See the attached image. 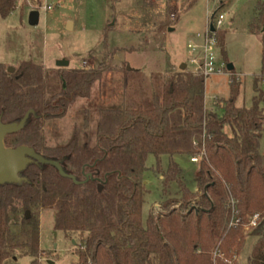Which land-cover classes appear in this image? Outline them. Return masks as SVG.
Masks as SVG:
<instances>
[{
	"label": "trees",
	"instance_id": "16d2710c",
	"mask_svg": "<svg viewBox=\"0 0 264 264\" xmlns=\"http://www.w3.org/2000/svg\"><path fill=\"white\" fill-rule=\"evenodd\" d=\"M16 1L0 0V17L15 11ZM248 27L261 39L264 53V0L255 1ZM214 32L228 65L226 30ZM110 68L105 59L99 69L62 72V91L47 100L41 65L23 60L10 73L0 64V119L23 121L5 145L28 146L79 181L89 176L76 184L53 165L32 160L23 170L29 184L0 183V264L15 260L17 250L19 257H32L30 264H42L40 221L33 208L53 209L54 229L67 238L78 236L74 264H238L249 236L257 239L248 264H264V65L254 77L248 107L237 105L241 81L234 69L229 98L215 103L222 102V113L205 105L206 78L185 69L172 74L146 103L127 99L120 108L102 109L95 145L74 138L46 146L45 120L64 115L75 98L88 97ZM181 153L201 157L197 191L187 186L173 159L162 168L163 155ZM149 154L162 177V208L144 223ZM173 183L180 197L171 196ZM18 210L23 215L16 234L10 221ZM257 213L258 223L247 228ZM235 219L239 222L231 224Z\"/></svg>",
	"mask_w": 264,
	"mask_h": 264
},
{
	"label": "rangeland",
	"instance_id": "374dc122",
	"mask_svg": "<svg viewBox=\"0 0 264 264\" xmlns=\"http://www.w3.org/2000/svg\"><path fill=\"white\" fill-rule=\"evenodd\" d=\"M46 0H17L16 9L8 17H0V64L19 67L23 60H32L44 70L46 99L62 91V72L68 70L99 69L106 59L110 70L103 73L88 97H77L64 115L45 120L44 136L48 147L68 144L74 138L82 145H95L100 113L105 108H120L125 101L148 102L175 72L183 71L180 64H188L191 52L188 44L205 33L214 13L225 17L221 27L226 30L225 47L228 63L234 65L241 81L237 105L250 106L255 95L254 77L262 73L263 45L259 36L249 30L248 24L256 0H61L51 9L40 10L37 26L28 23L31 10H39ZM38 4V5H37ZM72 27L68 29V22ZM163 26V27H161ZM170 27L175 30L169 31ZM67 58L69 67L57 66ZM216 62L226 61L218 48ZM188 65L186 70L191 71ZM135 69V73L125 70ZM185 70V69H184ZM230 71L217 72L206 78L205 105L222 113V105L215 103L229 98ZM264 90V86L260 85ZM130 98V99H129ZM222 103V102H221ZM261 106L264 109V101ZM19 123V122H16ZM264 147V138L262 142ZM199 161L189 154L163 155L161 165L166 169L170 159L183 170L187 186L198 190ZM32 161L19 154L0 158V172L19 178L21 186L29 184L23 175ZM144 172L145 195L142 217L146 223L151 212L161 210L162 178L155 170L156 157L149 154ZM170 194L180 197L176 183ZM40 221L42 264H74V250L78 236L65 237L54 229L55 213L51 208H33ZM23 212L11 215L10 229L19 234ZM255 236H249L238 264H248ZM10 259L9 264H30L32 257ZM49 261H53L49 262Z\"/></svg>",
	"mask_w": 264,
	"mask_h": 264
},
{
	"label": "built area",
	"instance_id": "2783aa9c",
	"mask_svg": "<svg viewBox=\"0 0 264 264\" xmlns=\"http://www.w3.org/2000/svg\"><path fill=\"white\" fill-rule=\"evenodd\" d=\"M61 0H46L42 5H38L39 11L51 9L55 6V4L59 3ZM224 15L222 13H218L216 17H212L211 23L208 25L207 30L204 34L198 37L195 41L188 44V48L191 52V57L188 58V65H190L191 72L201 74L205 78L208 76L215 74L220 71H224L227 69V65L225 63H221L218 65L216 62L217 53H218V45L217 38L214 30L211 29V26L221 27L224 22ZM261 85L264 86V76L262 78ZM222 105V103H220ZM192 161L198 162L199 157H193ZM259 213L255 214L248 224L247 228L251 226H255L259 220ZM239 222L238 219H235L231 222V224H237Z\"/></svg>",
	"mask_w": 264,
	"mask_h": 264
},
{
	"label": "water",
	"instance_id": "95a60500",
	"mask_svg": "<svg viewBox=\"0 0 264 264\" xmlns=\"http://www.w3.org/2000/svg\"><path fill=\"white\" fill-rule=\"evenodd\" d=\"M40 21V12L39 10H31L28 14V23L32 26H37L39 24ZM72 27V22H68V29ZM173 27L169 28V31L173 30ZM211 29L214 30V26H211ZM70 65V61L67 58H63L57 61V66L61 67V68H66L69 67ZM186 68V64H182L180 69L184 70ZM227 69L228 71H231L234 69V65L232 63H229L227 65ZM7 71L10 73H13L15 71L14 67H8ZM23 125V121L16 123V122H12V123H4L1 119H0V158L1 157H11V156H16L19 154H23V155H27L31 158V160H36L39 163L42 164H49V165H53L54 167H56L59 171V173L64 176V177H69L71 178L76 184H81L84 182H87L89 180V176H87L85 181H79L76 179V177L72 174H68L67 172H65V170L63 169V167L61 166V164L53 159H48L43 157L42 155L38 154L37 152H35L32 148L28 147V146H19L16 148H8L5 145V138L8 134L16 132L17 130H19ZM27 167V166H26ZM25 167V168H26ZM24 168V169H25ZM19 178L14 177V175H10L9 173H5L2 174L0 172V183H19ZM102 185L100 184L99 188L102 189ZM26 214H29V211L26 212ZM52 262L53 261H49Z\"/></svg>",
	"mask_w": 264,
	"mask_h": 264
},
{
	"label": "crops",
	"instance_id": "0c3cea01",
	"mask_svg": "<svg viewBox=\"0 0 264 264\" xmlns=\"http://www.w3.org/2000/svg\"><path fill=\"white\" fill-rule=\"evenodd\" d=\"M69 22H70V21H69ZM173 28H174V27H173ZM173 30H175V29H173ZM173 30H171V31H173ZM182 64H185V63H181V64H180V67H181ZM180 67H179V68H180ZM186 68H188V64H186ZM186 68H185V69H186ZM161 178H162V177H161ZM256 239H257V238L255 237V241H256ZM254 243H255V242H254Z\"/></svg>",
	"mask_w": 264,
	"mask_h": 264
}]
</instances>
